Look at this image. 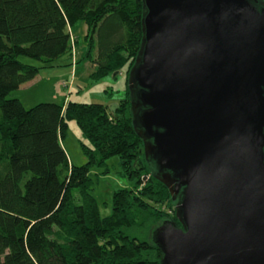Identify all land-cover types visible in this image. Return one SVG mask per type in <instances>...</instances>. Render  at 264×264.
<instances>
[{
  "label": "trees",
  "instance_id": "obj_1",
  "mask_svg": "<svg viewBox=\"0 0 264 264\" xmlns=\"http://www.w3.org/2000/svg\"><path fill=\"white\" fill-rule=\"evenodd\" d=\"M142 14L143 0H0V264H159V249L136 233L177 222L176 203L147 164L131 115L128 76ZM78 22L91 33L86 57L96 50L91 80L128 63L126 98L114 107L68 100L64 108L55 102L24 108L12 93L60 58L71 59L68 26ZM69 121L89 145L80 142L87 159L80 177L61 176ZM114 157L140 191L116 190L111 214L101 217L86 173Z\"/></svg>",
  "mask_w": 264,
  "mask_h": 264
},
{
  "label": "water",
  "instance_id": "obj_2",
  "mask_svg": "<svg viewBox=\"0 0 264 264\" xmlns=\"http://www.w3.org/2000/svg\"><path fill=\"white\" fill-rule=\"evenodd\" d=\"M141 25L133 124L176 203L159 264H264V0H143Z\"/></svg>",
  "mask_w": 264,
  "mask_h": 264
},
{
  "label": "rangeland",
  "instance_id": "obj_3",
  "mask_svg": "<svg viewBox=\"0 0 264 264\" xmlns=\"http://www.w3.org/2000/svg\"><path fill=\"white\" fill-rule=\"evenodd\" d=\"M68 32L73 46L71 59L60 58L55 62V68L41 70L39 76L34 81L13 92L12 96L19 98L24 108H30L42 102H55L61 104L64 108L68 100L86 104L101 103L109 107L118 106L120 101L126 98L125 89L126 72L129 70L128 63L121 68L122 70L118 74L111 73L98 81L91 80L90 75L94 71V62L92 60H96V50L92 51L91 60L86 57L91 37L90 29L85 23L78 22L73 26H68ZM122 55L124 59L128 58L126 53ZM21 60L29 64L38 65L33 60L26 58H22ZM63 82H67V85H64ZM131 115L133 119L136 117L134 110H131ZM138 130L143 134L141 128H138ZM81 141L88 145V142L83 139L76 123L69 121L66 136L61 143L66 155V164L61 168L62 177L66 173L68 175L70 171L77 177L83 174L85 170L84 164H86L87 159L83 155ZM144 148L145 144L143 141V151ZM147 164L153 168L154 163L152 160H147ZM120 171L118 159L114 157L104 164L103 162L101 165L98 164V166L91 168L86 173L87 177L91 180V194L97 201L101 217H107L111 214L112 196L116 190L127 189L133 195H139L140 187L137 185V180H128ZM79 200L78 194L75 193L74 202L78 203ZM159 209L164 213L170 214L169 209L165 207H159ZM163 221L158 222L155 227L149 229L148 234L142 232L141 234L136 233V235L139 238L143 236L154 244V234L152 235V232Z\"/></svg>",
  "mask_w": 264,
  "mask_h": 264
},
{
  "label": "crops",
  "instance_id": "obj_4",
  "mask_svg": "<svg viewBox=\"0 0 264 264\" xmlns=\"http://www.w3.org/2000/svg\"><path fill=\"white\" fill-rule=\"evenodd\" d=\"M38 76H39V74L35 77V79H36ZM35 79H33L32 81H34ZM32 81H30V82H32ZM30 82H28V83H30ZM28 83H26V84H28ZM26 84H24L23 86H25ZM21 88H22V86H21Z\"/></svg>",
  "mask_w": 264,
  "mask_h": 264
},
{
  "label": "built area",
  "instance_id": "obj_5",
  "mask_svg": "<svg viewBox=\"0 0 264 264\" xmlns=\"http://www.w3.org/2000/svg\"><path fill=\"white\" fill-rule=\"evenodd\" d=\"M66 85V83H64Z\"/></svg>",
  "mask_w": 264,
  "mask_h": 264
}]
</instances>
